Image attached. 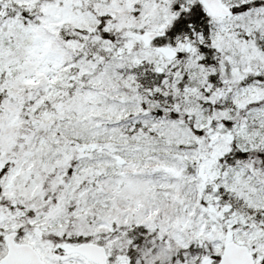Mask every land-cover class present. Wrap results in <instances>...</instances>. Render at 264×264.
<instances>
[{"label": "snow or ice", "instance_id": "6c2138e0", "mask_svg": "<svg viewBox=\"0 0 264 264\" xmlns=\"http://www.w3.org/2000/svg\"><path fill=\"white\" fill-rule=\"evenodd\" d=\"M0 264H264V0H0Z\"/></svg>", "mask_w": 264, "mask_h": 264}]
</instances>
